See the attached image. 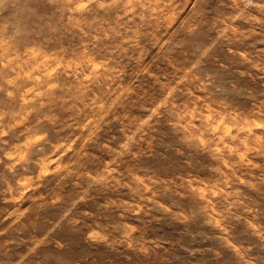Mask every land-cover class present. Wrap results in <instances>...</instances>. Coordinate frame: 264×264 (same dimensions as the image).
<instances>
[{
    "label": "rangeland",
    "instance_id": "rangeland-1",
    "mask_svg": "<svg viewBox=\"0 0 264 264\" xmlns=\"http://www.w3.org/2000/svg\"><path fill=\"white\" fill-rule=\"evenodd\" d=\"M0 264H264V0H0Z\"/></svg>",
    "mask_w": 264,
    "mask_h": 264
}]
</instances>
